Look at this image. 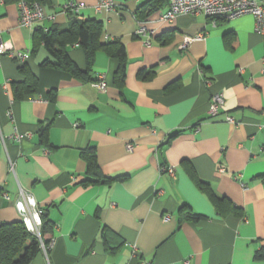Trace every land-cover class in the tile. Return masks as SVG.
<instances>
[{"label": "crops", "instance_id": "0c3cea01", "mask_svg": "<svg viewBox=\"0 0 264 264\" xmlns=\"http://www.w3.org/2000/svg\"><path fill=\"white\" fill-rule=\"evenodd\" d=\"M67 1L42 0L45 18L24 27L16 0H0V40L30 53L24 63L36 78L32 92L16 96L21 64L0 56V221L20 219L12 202L21 187L52 225L51 246L28 264H264L254 259L264 245V40L253 16L166 20L168 0H113L100 11L99 0H75L80 18L101 22L98 41L126 51L117 80L118 59L104 49L88 64L82 47L66 45L87 70L78 77L41 66L48 52L33 39L35 27L67 24ZM215 93L223 103L209 117ZM87 148L101 174L126 178L80 182ZM197 180L241 214L220 215ZM184 204L200 217L180 219Z\"/></svg>", "mask_w": 264, "mask_h": 264}, {"label": "trees", "instance_id": "16d2710c", "mask_svg": "<svg viewBox=\"0 0 264 264\" xmlns=\"http://www.w3.org/2000/svg\"><path fill=\"white\" fill-rule=\"evenodd\" d=\"M35 1L42 2V0ZM65 13L69 17L65 26L52 25L47 28L38 26L34 29L33 39L35 44H42L48 52V56L41 61L40 65L66 70L78 77H86L88 75L87 70L85 72L80 70L66 52V45L76 42L82 47L88 64L98 48L104 49L111 56L117 58L118 65L115 76L117 80H122L125 74L126 61L124 45L118 40L99 42L101 22L96 18L87 17L83 19L79 17L78 13L71 10H66ZM19 69L23 73L24 78L20 82L21 85L18 84L16 87V96L22 97L23 92L29 93L34 90L36 78L25 66V63L21 64ZM81 153L86 157L87 161V177L80 181L83 184L111 183L115 180L126 178V174L114 177L101 174L94 151L91 148L84 149ZM196 183L200 189L205 191L220 215L224 216L228 212H232L234 215L241 214L239 209L232 205L227 198L216 196L206 182L197 180ZM198 217L200 216L192 212L185 204L179 209L180 219L188 220L197 219ZM41 220V237L46 243L48 239L44 238V235L52 229V225L45 213H41ZM39 250L40 243L38 238L25 228L20 219L10 222L0 221V264H28ZM254 259H264V245L254 252Z\"/></svg>", "mask_w": 264, "mask_h": 264}, {"label": "built area", "instance_id": "2783aa9c", "mask_svg": "<svg viewBox=\"0 0 264 264\" xmlns=\"http://www.w3.org/2000/svg\"><path fill=\"white\" fill-rule=\"evenodd\" d=\"M16 2L19 12L18 20L21 26L32 27L35 23L45 18L40 2L35 0H16ZM83 7L84 5L81 2L68 0L62 6V11L65 13L66 10H71L78 13ZM113 8V0H99L94 9L100 11L102 9L111 10ZM197 13H203L208 18H211L213 24L216 19L230 21L245 14L252 15L254 18L255 31L259 33L264 40V0H168V8L162 15V18L172 20L179 14ZM137 32L139 34H145L148 31L145 27L141 26ZM202 37V33L196 34L195 36H186L183 43L180 45V48H183L190 42L201 39ZM3 54H7L19 64H23L30 57L28 51L13 50L0 40V56ZM95 85L100 90H103L106 87V82L102 76H99ZM222 103V94L215 93L212 95L208 111L209 117H216L219 114ZM262 113L264 114V109L262 110ZM226 120L233 123L235 122V119L230 116H227ZM15 137L18 140L20 139L19 135H15ZM126 148L128 151H132L133 144L127 143ZM262 152L264 153V148ZM11 163L12 162H10V169L12 170ZM161 169L171 176L174 175V169L172 167L162 166ZM3 196L8 199L6 194L3 193ZM12 204L17 210L20 220L23 222L25 228L38 238L40 248L46 252L51 246L52 240L49 239L48 242L45 243L41 237V212L38 210L37 203L32 194L19 187L17 198L13 200Z\"/></svg>", "mask_w": 264, "mask_h": 264}]
</instances>
